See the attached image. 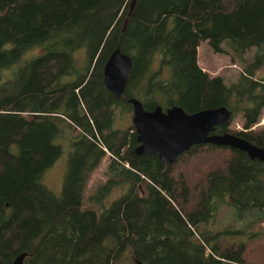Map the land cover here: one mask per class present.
<instances>
[{"label":"trees","instance_id":"16d2710c","mask_svg":"<svg viewBox=\"0 0 264 264\" xmlns=\"http://www.w3.org/2000/svg\"><path fill=\"white\" fill-rule=\"evenodd\" d=\"M202 40L240 57L255 50L227 84L198 64ZM115 48L132 58L118 98L103 83ZM130 96L187 112L224 104L242 128L215 130L264 146V124L252 127L264 107V0H0V264L21 251L23 264H119L126 254L247 264L245 242L221 244L207 226L223 204L238 219L264 220V160L207 142L171 163L137 154L133 124L114 122ZM63 144L56 193L43 175ZM106 156L110 176L88 195L98 205L85 206L88 176ZM121 182L127 189L105 203Z\"/></svg>","mask_w":264,"mask_h":264},{"label":"water","instance_id":"95a60500","mask_svg":"<svg viewBox=\"0 0 264 264\" xmlns=\"http://www.w3.org/2000/svg\"><path fill=\"white\" fill-rule=\"evenodd\" d=\"M132 68L130 54L115 48L103 67V83L115 98L120 97ZM132 124L136 132L137 154L156 153L164 163H171L183 150L196 143H212L238 148L250 158L264 160V146L257 145L231 131H216V126L229 122L231 110L224 104L187 112L180 105L163 107L160 104L147 108L142 100L130 96ZM27 251L15 255L10 264H23ZM133 264H167L144 262L137 257Z\"/></svg>","mask_w":264,"mask_h":264},{"label":"rangeland","instance_id":"374dc122","mask_svg":"<svg viewBox=\"0 0 264 264\" xmlns=\"http://www.w3.org/2000/svg\"><path fill=\"white\" fill-rule=\"evenodd\" d=\"M255 46L250 47L245 51L242 57L237 56L231 47L223 44L222 51H214L206 40H202L197 47L198 64L203 70H206L210 75H220L223 80L229 84L235 81L240 72L243 71L244 62L250 60L253 56ZM158 65L155 63L154 68ZM261 73V71H259ZM258 122L252 126L264 124V107ZM120 112L117 110L115 114V125L118 127H126L132 123V108L124 107ZM241 113L232 115L228 122L230 130L242 128ZM68 146L63 144L62 152L51 163L44 172L43 182L52 191L60 192L62 181L67 169ZM108 156L97 165L89 174L85 186V206H96L98 203L88 199V195L96 191L99 185L105 183L110 176L108 171ZM127 165V164H126ZM128 187L126 183H118L110 186L108 193L104 198L105 203H109L116 198L121 192ZM98 207V206H97ZM247 219H238L235 214V209L229 204H223L219 207L215 214V219L207 226L212 232L219 230L221 235L219 240L221 244L230 245V238L234 237L237 242H245L246 248L243 253V258L247 264H261L264 261V240L262 234L264 232V220L258 222H249ZM130 254H126L119 264H133Z\"/></svg>","mask_w":264,"mask_h":264}]
</instances>
